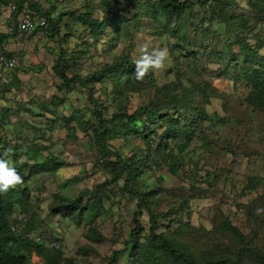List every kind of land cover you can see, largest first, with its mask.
I'll return each mask as SVG.
<instances>
[{
	"label": "rangeland",
	"instance_id": "obj_1",
	"mask_svg": "<svg viewBox=\"0 0 264 264\" xmlns=\"http://www.w3.org/2000/svg\"><path fill=\"white\" fill-rule=\"evenodd\" d=\"M215 1L189 0L169 16L157 0H47L50 17L68 9L102 27L92 33L63 15L52 37L34 30L6 41L15 65L0 71V133L23 178L8 220L57 249L60 264H105L112 250H121L118 264H143L144 252L157 264L159 249L145 240L151 214L153 233L184 245L194 263L255 247L259 259L238 264H264V107L247 96L245 78L264 64V0ZM143 43L167 47L171 59L137 81ZM60 50L67 86L52 70ZM105 65L118 69L97 79ZM94 107L106 120L99 138ZM116 113L132 121L110 120ZM99 145L124 161L139 156L127 189L144 194L149 212L122 188L124 172L112 178L115 157ZM78 195V222L50 211L54 196ZM25 254L24 264H43Z\"/></svg>",
	"mask_w": 264,
	"mask_h": 264
},
{
	"label": "trees",
	"instance_id": "obj_2",
	"mask_svg": "<svg viewBox=\"0 0 264 264\" xmlns=\"http://www.w3.org/2000/svg\"><path fill=\"white\" fill-rule=\"evenodd\" d=\"M5 0H0V2H4ZM23 0H15L14 6L15 9L12 12V15H15L20 8L23 6ZM47 1V0H45ZM44 1V2H45ZM221 0H216L215 3L219 4ZM249 1V0H247ZM25 8L33 11L36 15L42 16L45 18L46 27H36L34 30H43L45 35L54 36L58 32V20L63 15L69 16L76 22H79L80 25L87 28L89 32L95 33L101 27V22L97 19L91 18L87 14H74L72 10H64L57 14L55 18L50 17L49 13L46 11H42V5H35L31 2L25 0ZM157 4L162 10L163 13L169 16H178L184 10L188 9L190 6L189 0H157ZM32 30V31H34ZM6 35H0V43L2 39H4ZM117 65H105L102 71H98L95 73L97 79L101 78L102 74L109 73L111 71H116ZM52 70L54 74L57 76L59 81L67 86L69 79L66 77L63 66V51H59L56 56ZM246 78V82L248 84L249 90L247 96L256 102L260 103L264 107V64L257 67L256 69H252ZM95 119L97 120L96 127L93 128V133L96 135V138H99V133L103 128L106 120L102 119L100 116L99 109L94 107ZM125 115L114 114L111 116L110 120H115L117 117ZM128 119V122L132 121V117H125ZM5 149H9V144L4 135L0 133V154L3 153ZM99 153L101 156L113 155L115 157L114 161L107 162V165L111 167L112 170V178H116L118 174L124 172L125 178L122 182V188L125 189L126 193L129 195H133L136 198V207L139 209L140 207L144 208L147 212H149L148 206L146 205L144 194L133 192L127 189L128 182L139 175V165L141 159L138 158L137 154L129 156L126 161L121 159L116 153L111 152L108 148H105L102 145H99ZM133 158H136L135 160ZM39 166V165H38ZM37 166V167H38ZM34 167V168H37ZM17 170V169H16ZM20 174V171L17 170ZM33 172V171H32ZM31 172V174H33ZM18 192L13 188L7 192H0V264H24L26 261L25 252H34L36 255H40L43 264H60L61 259L59 256V252L54 248H47L36 240H31L27 237L26 233H22L17 230L15 224L10 223L8 220V216L12 211V199L16 196ZM20 194H26L25 190H21ZM56 198V203L50 206V211L57 213L61 217L75 219V222H78L80 219L83 209L81 208V196L78 195L76 198L72 200H68L66 198H62L60 196H54ZM138 213H134L132 217V227L128 231V244L131 245L133 251L138 249L137 244V236L142 232V227L138 220L136 219ZM149 220V235L146 237L147 246H152L154 249H159L157 259V264H238L240 260L249 259V257L254 259H259L260 253L255 247H250L247 250H240L237 255H233L232 258L228 256H218L211 257L207 260L198 262H193L191 259L190 253L185 248L184 245L178 244L175 246L173 244L172 238L168 236L166 233H153V224L154 219L152 214L148 217ZM153 249V251H154ZM121 250H112L109 260L105 264H118V255ZM153 253V252H152ZM152 253L148 254L144 252L139 257V260H142L143 264H153ZM153 259V260H152ZM139 264V261L136 258H133L130 264ZM155 264V262H154Z\"/></svg>",
	"mask_w": 264,
	"mask_h": 264
},
{
	"label": "clouds",
	"instance_id": "obj_3",
	"mask_svg": "<svg viewBox=\"0 0 264 264\" xmlns=\"http://www.w3.org/2000/svg\"><path fill=\"white\" fill-rule=\"evenodd\" d=\"M137 53L132 62L137 81H142L150 72L165 69L166 61L171 59L167 47H152L148 43L138 46ZM11 154V148L0 154V192H7L23 183V178L11 162Z\"/></svg>",
	"mask_w": 264,
	"mask_h": 264
},
{
	"label": "built area",
	"instance_id": "obj_4",
	"mask_svg": "<svg viewBox=\"0 0 264 264\" xmlns=\"http://www.w3.org/2000/svg\"><path fill=\"white\" fill-rule=\"evenodd\" d=\"M35 5H42L45 0H27ZM11 12L14 11V4L8 5ZM36 27H46L45 18L36 15L33 11L21 7L16 15H9L7 17V23L5 27V34L10 39L18 41L25 37L28 33L34 30ZM9 51H6L4 45L0 43V71L8 72L15 65V58L11 56Z\"/></svg>",
	"mask_w": 264,
	"mask_h": 264
},
{
	"label": "crops",
	"instance_id": "obj_5",
	"mask_svg": "<svg viewBox=\"0 0 264 264\" xmlns=\"http://www.w3.org/2000/svg\"><path fill=\"white\" fill-rule=\"evenodd\" d=\"M14 2H15V0H5L4 2H0V35L1 34L6 35L5 34V27H6V23H7V17L9 15L13 16L12 15L13 13L9 10L8 5L11 4V3L13 4ZM25 3H26L25 0H23L22 1V4H23L22 7L25 6ZM9 40H10L9 37L6 36L1 41V43L3 45H6V46H4L6 51H9V44L6 43V41H9Z\"/></svg>",
	"mask_w": 264,
	"mask_h": 264
}]
</instances>
